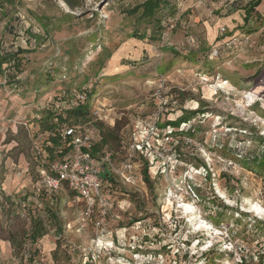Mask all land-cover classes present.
<instances>
[{
  "label": "rangeland",
  "instance_id": "374dc122",
  "mask_svg": "<svg viewBox=\"0 0 264 264\" xmlns=\"http://www.w3.org/2000/svg\"><path fill=\"white\" fill-rule=\"evenodd\" d=\"M145 1L19 0L0 17V204L7 210L11 196L20 224L38 216L48 230L35 243L26 237L18 256L0 239V264H264V174L241 163L264 143V16L239 32L220 24L217 38L224 27L236 47L209 60L217 38L203 22L219 16L210 1L165 0L159 25L128 15ZM83 88L93 96L82 125L106 137L114 167L141 140L137 121L156 130L189 121L169 141L152 138L148 182L137 154L132 184L111 174L103 220L97 209L86 218L66 188L47 217L34 161L47 136L37 130L48 112L59 114L53 103H73L69 92ZM5 214L1 238L21 228L8 229Z\"/></svg>",
  "mask_w": 264,
  "mask_h": 264
},
{
  "label": "trees",
  "instance_id": "16d2710c",
  "mask_svg": "<svg viewBox=\"0 0 264 264\" xmlns=\"http://www.w3.org/2000/svg\"><path fill=\"white\" fill-rule=\"evenodd\" d=\"M17 1L19 0H0V17H4L6 14H8L9 10H12ZM66 4H68L70 6V8H75L78 3H74L73 0H63ZM196 1H200V0H196ZM205 1V0H203ZM227 3L229 4H240L242 5V8L245 10L246 13V17H245V21L248 20V16L249 14L259 5L260 0H250V1H246V0H228ZM168 5V2H166L165 0H146L144 3H142L141 5L136 6L135 8H133L132 10H130V12H128V15H133L137 12H139V16L137 17L138 21L143 20L147 23V25H151L152 22L153 24L157 22V24L159 25L160 22L159 18L157 17L158 12L161 10V8H166V6ZM165 6V7H164ZM218 13V11H217ZM141 35H146V29H145V33L141 34ZM139 36V35H138ZM229 35L227 34H220V37L217 38L216 40V44L214 46L211 47V50L209 52L208 58L209 60L211 59H215L216 57H221L222 53L227 52V54H229V52H231V50H233V47H227L223 40L225 37H228ZM140 39V37H138ZM217 49L218 54L217 56H213L212 55V51ZM222 49V50H221ZM70 95L73 97V103H71L69 100L67 101L66 98H64L65 96L63 95L62 98H64V100H61V98H59L60 100H58V102H60V104L53 103V108L54 111L55 109L57 110L58 108L60 109L59 114L55 116H53L52 112H48L46 114V116H44L41 120L42 126L43 128L41 129L42 131L37 130V132H40L38 134V136H42L43 134H45L47 136V140L45 142V148L44 149H38V146H34V152H35V156H34V161H35V166H36V175L37 178L38 177V170L41 167H45L48 166L50 163L52 162H56V161H64L65 160V156L71 152V146L69 145V140L65 139L63 140L62 138V132L65 128L67 127H74L77 128L80 131H88L91 136H92V132H91V127H89L88 125H82L86 122L87 116L89 115L90 111H91V97L93 96L92 92L88 91L87 88H83V89H79V90H71ZM62 105V106H61ZM74 119L73 122H83L81 124L79 123H69L72 122V120L70 121V119ZM55 121V122H53ZM189 121V119L187 118H179L177 121L175 122H170V125H172L173 127L178 128L181 125H185V123H187ZM171 126L165 127V128H159L158 130L155 129V133L153 136V139H158L161 140L163 137L165 136H173V138H175V133L180 131L179 130H175L176 132H174L171 128H173ZM93 128V127H92ZM168 129V130H166ZM174 129V128H173ZM191 130L192 127H190ZM44 132V133H43ZM160 133V134H159ZM192 132H189L187 135L192 137ZM94 136H92L94 144L93 147L90 151V155L91 156H98L102 150L105 148L108 151L111 152L112 154V158H115V154L113 149L107 145L108 141L106 139V137L95 128V130L93 131ZM13 140L16 139V137L14 136L12 138ZM37 143V142H35ZM19 145V144H18ZM262 150L260 152L259 155L257 156H245L242 160L241 163L243 165V168H246L248 170L254 171L256 173L259 174H264V143H260ZM163 146V145H162ZM162 146H160L162 148ZM159 147V149H161ZM151 148V146H150ZM174 149V148H173ZM176 151V150H175ZM149 151L145 150L144 154H148ZM144 154H138L137 156L139 157V159L141 160L142 163V171L141 170H134V174L138 175L139 172H142L143 178L148 182L149 181V161L147 160V158H144ZM171 154V153H170ZM181 154L176 153L177 156V160L180 161H184L182 158L180 159ZM136 161L137 158H136ZM251 163H248V162ZM34 164V163H33ZM112 175L113 172L110 171V169L108 167H105V169L103 170L102 173V180H103V184H102V188H111V184L113 185V179H112ZM209 177V175H208ZM37 178H34V182L36 181ZM102 189V192H104ZM196 191L198 190L197 188H195ZM68 190V189H67ZM70 191V190H68ZM56 192H46L44 190H39L38 193L42 194L41 199H42V203H43V209L45 211V214L47 217H56V212L54 211V207L55 205H57L58 203V198H56L55 194ZM72 192V191H70ZM73 194H75L74 192H72ZM76 196V194H75ZM28 198L27 195H25V197L21 198L22 202L26 201ZM6 203L8 204V208L7 210H5V206L4 204H0V208H2V211L4 213H6L5 215L7 216V222H6V226L9 227L8 229H12L10 228L11 226L13 227H21L19 229H16L15 231L9 230L8 232L6 231V235L7 237L1 238V234H2V229H3V222L0 220V239L8 241L11 245L12 248V252L14 256H18L21 252L22 247L24 245V241L26 239V237H28V241H30L31 243H35L38 239L42 238L44 235L47 234L48 230L46 229L44 222L42 221L41 218H39L38 216H31L30 217V226L29 227H25L26 224L24 222H21L20 224V220L19 218H21V215L19 214V210L21 208V204L20 202H17L15 200H13V198H11V196H8L6 198ZM12 215L14 217L13 219H9V216ZM23 219V218H22ZM56 219V218H55ZM26 220V219H25ZM26 222V221H25ZM2 225V228H1ZM16 227V228H17ZM57 231H60V227H57L56 229ZM60 248V244L59 242H57L55 249L52 251V259L54 260V262H57V255H58V250Z\"/></svg>",
  "mask_w": 264,
  "mask_h": 264
},
{
  "label": "built area",
  "instance_id": "2783aa9c",
  "mask_svg": "<svg viewBox=\"0 0 264 264\" xmlns=\"http://www.w3.org/2000/svg\"><path fill=\"white\" fill-rule=\"evenodd\" d=\"M199 2L204 5L203 1ZM219 30L222 35L226 33L224 27ZM224 39V44L227 47H236L237 37L228 36ZM217 54V49L212 51L213 56H217ZM93 113L96 116L99 115L97 109ZM135 125V130L141 135V140L131 144L126 158L117 167H114L112 163L111 152L105 148L96 157L90 155L94 141L87 130L80 131L74 127L65 128L62 132V138L69 140L71 152L65 156L64 161L52 162L38 170V190L50 193L66 188L74 192L77 198L83 202L82 214L86 218L92 215L94 209H97L101 220H103L111 208L109 199L102 193L103 180L101 176L105 167H108L122 183L132 184L135 181V167L132 163V158L136 157L135 154H144L145 150L157 154L150 148L155 127L142 121H137ZM162 140L169 141L171 137L167 136ZM96 224L99 226L102 221H98Z\"/></svg>",
  "mask_w": 264,
  "mask_h": 264
},
{
  "label": "crops",
  "instance_id": "0c3cea01",
  "mask_svg": "<svg viewBox=\"0 0 264 264\" xmlns=\"http://www.w3.org/2000/svg\"><path fill=\"white\" fill-rule=\"evenodd\" d=\"M213 4V7L215 10L218 11L219 16L218 17H212L211 14L206 15V20L203 22L205 26H207L208 30V37L210 41L216 40L217 38V28L220 26V24H226L228 27L232 26L236 27V31L239 32L243 30V26L246 24L245 17L246 13L245 10L242 8L241 3L240 4H229L227 3L228 0H208ZM204 5L206 4V0L203 1ZM264 16V0H260L259 5L249 14L248 18L253 19L254 21H257L259 17ZM239 19V20H238ZM250 22L253 23L252 20ZM238 21V23H236ZM221 28V27H220ZM219 28V29H220ZM229 36H231V32L227 33ZM216 37V38H215Z\"/></svg>",
  "mask_w": 264,
  "mask_h": 264
}]
</instances>
